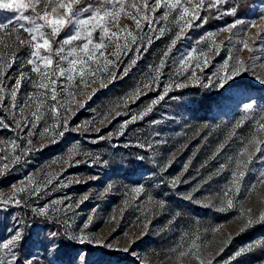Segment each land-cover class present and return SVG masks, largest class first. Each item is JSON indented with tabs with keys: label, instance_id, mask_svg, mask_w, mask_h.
I'll return each mask as SVG.
<instances>
[{
	"label": "rangeland",
	"instance_id": "374dc122",
	"mask_svg": "<svg viewBox=\"0 0 264 264\" xmlns=\"http://www.w3.org/2000/svg\"><path fill=\"white\" fill-rule=\"evenodd\" d=\"M262 6L264 0H257L251 5L252 10L246 18L224 14L232 7L231 0L221 5L219 9L202 11L201 20L195 21L194 27L187 31L186 37L177 43L167 58L159 81L152 85L151 90L143 88V85L155 75L153 69L170 43L172 32L160 39H155L158 33H149L153 37V43L148 46L144 42L146 51L141 47L140 52L137 53L134 45L133 50L123 54L115 68L111 69L116 73L115 80L111 83L105 80L107 86L101 87L100 80L97 79L91 87L84 89L83 95L76 97L77 101H86V103L84 107L76 110L75 115L70 116L67 130L62 137H56V143L41 139L39 133L43 131L45 122H40L34 130L37 135L31 137L33 150L23 156L22 160L13 165L5 175L0 176V191L4 193L11 191V185L19 184L30 176L36 178L37 183H43L50 178L48 175L50 173L54 177L52 184L43 188L39 196H25L23 205H9L6 209L0 205V242L9 239L17 228L23 233L22 242L14 249L19 264H27L29 259L33 260V264H173V261L166 259V256L171 255L169 250L180 242L181 235L185 232L199 228L202 242L206 245L205 251L213 255L223 246L222 242L229 234L233 239L239 235L237 232L241 222L236 219L238 215L236 210L220 212L216 207H204L203 203L196 201L205 202L206 199H212L214 204L217 203L214 197L229 180L230 171L225 170L219 175L214 173L221 163H226L228 158L239 150L242 141L246 140L253 127V121H246L242 128L237 129L236 137L228 142L219 155L213 158V154L226 140L235 123L244 115V103H254L257 113L264 109V85L254 79L252 73H247L228 82L223 88L217 84L204 86L208 83L209 77L215 80L213 73L217 72L223 63L231 45H227L219 55L214 56L203 72L196 69L201 77L199 83L192 82L187 75L177 73L180 59L190 50L206 49L205 43L197 44V41L207 33L217 32L238 18L245 20L246 23L252 20L264 23L258 19ZM162 12L163 9L156 15L159 16ZM10 15L12 14L5 12L0 20H5ZM204 17L207 19L225 17L231 21L205 29ZM124 23L132 22L122 19L121 24ZM162 26L163 23L154 25V27ZM167 27L173 32L177 30L173 24ZM65 34L67 33H62V37ZM228 35V33H220L216 37L217 42L225 41ZM108 51L112 49L109 48ZM241 55L248 58L249 53L244 51ZM255 55L259 56L260 52ZM137 56L139 58L136 64L131 66L125 75L124 69ZM260 71L261 69L258 68L257 72ZM10 72L15 76V66ZM98 76L104 77L107 73H98ZM236 81L246 82L259 87L260 90L254 95L241 96L230 105H226L223 114H216L215 117L196 115L199 109L193 108L195 102L189 99V95L181 97L173 94L175 91H184L196 86L210 95L219 97H223V92L226 91L230 97L238 93L231 92L232 89L228 88L229 84ZM12 83L14 79L9 81V86ZM177 83H184L186 87L177 88L175 86ZM169 84L172 85L171 89L164 99L153 107V111L143 119L128 124L120 135L121 125L131 116L143 111L152 100L163 95L165 86ZM137 88L145 94L140 95L134 102L127 99ZM92 89H96L94 94H91ZM31 91L33 89L30 85L22 88V93ZM89 94H91L90 99H88ZM125 103L127 107L124 106ZM117 105L119 107H116ZM32 110L31 107L26 108L24 115H29ZM117 112L121 115L117 116ZM4 115L3 111H0V116ZM258 118V115H254V119ZM6 122L11 124V120L7 118ZM86 122L87 130L84 127ZM47 123L52 124V119H47ZM78 127L79 130H74ZM27 131L28 129H25L20 133V136H25V139L21 140L17 132L0 128V140L17 139L24 147ZM109 133L112 134L111 137ZM42 143L45 146L41 147ZM149 144L152 145L150 149L147 147ZM74 146H78L80 154L73 156L69 163H65L69 159V150ZM186 164L187 170H185ZM250 169L252 170L244 181L246 186L257 183L259 171L264 169V160L254 159ZM210 175L212 178L208 179ZM177 177L180 183L173 186L172 181ZM109 184L112 185L111 189L105 191ZM139 185H143L146 193H150L155 199L165 200L167 210L158 211L152 208L147 204L145 194L133 199L131 189ZM194 189L198 190L194 191ZM188 194L193 196L192 200L185 199ZM85 195L88 199L79 203ZM262 195H264V187L258 186L251 194L249 204L259 208L258 197ZM56 200L62 203L52 206L51 202ZM125 201L128 203L126 204ZM46 204L49 205V214L41 216L45 227L40 240L37 230L30 229L35 227L31 220L32 214L38 216L32 209ZM67 205L73 207L68 209ZM176 212H180L181 215L173 219ZM215 212L223 216L217 217L214 215ZM89 216L92 217V222L84 232L90 239L96 241L95 243L81 245L74 241H65L56 252L47 248V237L51 232H58L63 238L67 228L65 221L72 225L68 231L79 234L84 224L88 222ZM214 228H218L219 231L213 232ZM249 235L250 238L242 243H235L232 239L222 253L215 255L214 264H226V262L260 264V261L264 260V255L253 262L248 261L249 254L238 261L230 260L239 248L255 239L264 238V233ZM107 244L112 247H105L104 245ZM125 247L129 249L128 252L122 250ZM255 253L257 256L259 253L264 254V251L254 250L250 257ZM79 255L85 257L84 262L80 261Z\"/></svg>",
	"mask_w": 264,
	"mask_h": 264
},
{
	"label": "snow or ice",
	"instance_id": "6c2138e0",
	"mask_svg": "<svg viewBox=\"0 0 264 264\" xmlns=\"http://www.w3.org/2000/svg\"><path fill=\"white\" fill-rule=\"evenodd\" d=\"M226 3L228 0H95V2L91 0H0V12L12 14L5 20H0V111L5 114L0 116V128L17 132L21 140H24L25 136H20V133L28 129L24 147L18 143L17 139L0 140V145H5L0 147V176L5 175L13 165L22 160L23 156L33 150L31 137L37 135L34 130L41 121L45 122L43 131L39 133L41 139L56 143V137H62L67 130L70 116L84 107L86 101L76 100L78 95L84 94V89L91 87L97 79L100 80L101 87L107 86L105 80L108 83L115 80L116 73L111 69L115 68L123 54L133 50L134 45L137 53L140 52L141 47H144L146 51L144 42L148 46L153 43V37L149 33H158L155 39H160L172 32L170 43L153 69L155 75L143 85V88L151 90L152 85L159 81L167 58L177 43L186 37L187 31L194 27L195 21L201 20V12L219 9ZM161 9L163 12L157 16L156 13ZM239 10V5L234 4L224 14L235 17ZM260 13L258 19L264 22V6L260 8ZM122 19L130 20L132 23L121 24ZM203 22H207V17L203 18ZM162 23L164 26L154 27ZM169 24L175 25L177 30L173 32L167 27ZM62 33L67 34L62 37ZM220 33L229 35L225 41L217 42L216 37ZM200 43H205L206 49L193 48L183 56L179 61L178 75H187L189 80L199 83L201 77L196 69L203 72L214 56L219 55L227 45H231L223 63L217 72L213 73L215 80L209 77L208 83L204 86L217 84L223 88L228 82L247 73H252L253 78L264 85V23H259L257 20L246 23L245 20L238 18L217 32L207 33L197 41V44ZM109 48L112 51H108ZM244 51L249 53L248 58L241 55ZM257 52H260L259 56L255 55ZM138 58L137 56L130 61L129 66L124 69L125 75L131 66L136 64ZM193 61H195L194 65ZM14 66L15 76L10 72ZM258 68L261 69L260 72H257ZM98 73H107V76L101 77ZM13 79L14 83L9 86V81ZM25 85H30L33 91L22 93ZM175 86L182 88L186 87V84L177 83ZM171 87V84L166 85L163 95L152 100L143 111L125 121L121 125L119 134H123L128 124L143 119L151 113L153 107L164 99ZM95 91L96 89H92L91 94ZM91 94L88 99L91 98ZM143 94L145 93L137 88L127 99L134 102ZM124 106L127 107V103ZM29 107L33 110L25 116V109ZM243 112L244 115L235 123L226 140L213 154V158L219 155L228 142L236 137V130L242 128L246 121H253V127L246 140L242 141L239 150L234 156L229 157L226 163H221L214 173L219 175L225 170L230 171L229 180L214 197L217 203L214 204L212 199H206L205 202L196 201V203H203L204 207H216V210L220 212L236 210L238 213L236 219L241 222L237 234H243L253 227L264 226V195L258 197L259 208L249 204L250 196L257 187H264V169L259 171L257 183L247 186L244 184L245 177L252 170L250 165L253 164L254 159L264 160V109L257 113L254 103L248 102L243 104ZM116 115L121 113L117 112ZM254 115H258L259 118L254 119ZM6 118L11 120V124L6 122ZM49 118L52 119V124L47 123ZM84 127L87 130V122ZM74 130H79V127ZM111 135L109 133V137ZM43 146L45 145L42 143L41 147ZM147 147L150 149L152 145L149 144ZM78 154H80L79 148L74 146L69 150V159L65 163H69L72 157ZM137 159L142 160L143 157H137ZM187 167L186 164L185 170ZM48 175L50 178L43 183H37L36 178L30 176L19 184L11 185L9 193L0 191V205L5 209L9 205L21 206L25 202V196H39L43 188L52 184L54 177L51 173ZM211 178L210 175L208 179ZM178 183H180L179 177L172 181L173 186ZM111 187L112 185L109 184L105 191ZM131 192L133 199L145 194L147 204L152 208L158 211L167 210V202L155 199L150 193H146L143 185L133 187ZM86 199H88L87 195L79 203H83ZM185 199L192 200L193 196L188 194ZM61 203L60 200L51 202L52 206ZM125 203L128 202L125 201ZM78 206L79 204L76 205ZM66 207L71 209L73 205ZM55 210L59 211V209ZM32 211L39 216H47L49 205L33 208ZM180 215V212H176L173 219ZM91 222L92 217L89 216L83 229L76 234L68 231L72 225L65 221L67 228L63 238L60 233L51 232L47 237V248L56 252L65 241H74L81 245L95 243L96 241L90 239L84 232ZM9 231L12 230L9 229ZM212 231L217 232L219 229L214 228ZM232 239L233 236L229 234L215 255L222 253ZM22 240V230L17 228L9 239L0 242V264H19L14 249ZM104 246L112 247L110 244ZM205 249L202 233L199 228H196L181 235L180 242L169 250L171 255H167L166 259L172 260L173 264H214L215 255L206 252ZM122 250L129 251L127 247ZM254 250L264 251V238L255 239L239 248L230 260L238 261L243 256L253 253ZM79 259L82 262L85 261L83 255H79ZM27 264H33V260L29 259ZM260 264H264V260H261Z\"/></svg>",
	"mask_w": 264,
	"mask_h": 264
},
{
	"label": "trees",
	"instance_id": "16d2710c",
	"mask_svg": "<svg viewBox=\"0 0 264 264\" xmlns=\"http://www.w3.org/2000/svg\"><path fill=\"white\" fill-rule=\"evenodd\" d=\"M255 2H257V0H231V4L232 6L234 4L239 5V12L237 14V17L240 18H246L248 17L249 13L251 12V5H253ZM3 14H5V12H0V17L3 16ZM229 20V18H225V17H221V18H216V19H212L211 17H209L207 19V22L203 25V27L205 29L211 28L213 26H217V25H222L227 23ZM202 27V28H203ZM230 89H232L231 92H238L235 93L233 96H228L229 93L227 94L226 91L223 92V97H219L217 95H210L206 92H204L200 87H196V86H192L189 87L187 90L184 91H175V95L178 96H186L189 95V99L192 100V102H195V105H193V108H197L199 109L198 113L196 115H200L203 114L202 116H208L211 115L212 117H215L216 114H223L224 109L226 108V105H230L232 102H234L235 100H238L239 98H241V96L244 95H254L255 93L259 92V87H256L254 85H249L246 82H232L231 84H229ZM187 92H189V94H187ZM228 97H226V95ZM192 108V109H193ZM215 216L217 217H221L223 215H221V213L215 212L214 213ZM32 219L33 220V224L35 227H30V229L35 228L37 230V232L39 233V238L41 240V238L43 237L44 232H42L44 226V220L43 217L41 216H35L34 214H32ZM46 220V218H44ZM47 224V223H46ZM256 231V232H255ZM251 233H264V226H257V227H253L251 230L244 232L243 234H239L237 236L234 237L233 242L235 243H242L245 242L244 240L250 238L249 234ZM256 253L254 255H252L253 257H250L251 254H249V260L253 262L255 259H261L263 257L264 254L259 253V255L255 256ZM243 262V261H242ZM242 264V263H240Z\"/></svg>",
	"mask_w": 264,
	"mask_h": 264
}]
</instances>
